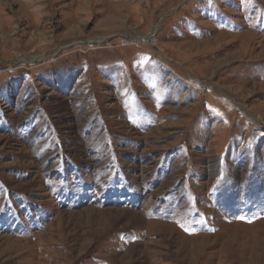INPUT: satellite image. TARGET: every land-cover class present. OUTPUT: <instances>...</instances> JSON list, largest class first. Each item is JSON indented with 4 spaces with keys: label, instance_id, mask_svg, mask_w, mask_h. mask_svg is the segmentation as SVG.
Masks as SVG:
<instances>
[{
    "label": "rangeland",
    "instance_id": "374dc122",
    "mask_svg": "<svg viewBox=\"0 0 264 264\" xmlns=\"http://www.w3.org/2000/svg\"><path fill=\"white\" fill-rule=\"evenodd\" d=\"M0 264H264V0H0Z\"/></svg>",
    "mask_w": 264,
    "mask_h": 264
}]
</instances>
